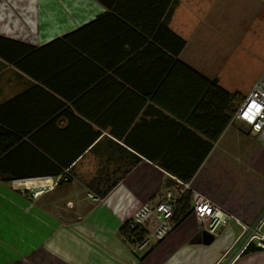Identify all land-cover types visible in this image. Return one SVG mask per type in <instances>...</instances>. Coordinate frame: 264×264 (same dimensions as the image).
Listing matches in <instances>:
<instances>
[{"label": "crops", "instance_id": "crops-1", "mask_svg": "<svg viewBox=\"0 0 264 264\" xmlns=\"http://www.w3.org/2000/svg\"><path fill=\"white\" fill-rule=\"evenodd\" d=\"M178 4L0 0V128L29 143L18 150L21 167H41L43 155L72 159L63 171L70 177L60 196L69 202L65 215L41 200L47 190L36 187L35 197L22 191L53 176L15 179L0 171V264H264L256 238L242 249L251 233L264 234V143L232 115L208 146L196 106L202 100L187 97L184 70L172 77L164 70L154 33L161 23L181 36L177 59L218 84L187 58L217 21L201 20L185 37L173 23ZM20 44L31 48L20 52ZM188 174L191 188L247 228L230 219L205 243L186 195L176 209L183 215L159 241L122 233L138 206L174 193L173 177ZM101 189L98 201L87 197Z\"/></svg>", "mask_w": 264, "mask_h": 264}, {"label": "rangeland", "instance_id": "rangeland-1", "mask_svg": "<svg viewBox=\"0 0 264 264\" xmlns=\"http://www.w3.org/2000/svg\"><path fill=\"white\" fill-rule=\"evenodd\" d=\"M249 2L250 0H179L173 13V23L179 26L185 37L197 28L201 20L208 19L212 23V20L217 21L216 31L211 30L213 36L206 41L201 39L194 52L189 49L187 58L201 70L217 75L218 84L224 89L241 94L247 90L249 93L254 83L264 76V1L259 0L258 4L253 2L251 6ZM215 26H212L214 30ZM202 43L205 44L202 46ZM65 182L61 189L56 188L58 183L54 184L52 179L50 183L40 186H22V191L35 197L33 193L39 187L47 190L41 200L53 211L65 215L63 207L69 202L60 197L70 190L69 183ZM87 197L98 201L88 194ZM123 224L122 227L125 228L126 224ZM126 236L128 237L127 234Z\"/></svg>", "mask_w": 264, "mask_h": 264}, {"label": "trees", "instance_id": "trees-1", "mask_svg": "<svg viewBox=\"0 0 264 264\" xmlns=\"http://www.w3.org/2000/svg\"><path fill=\"white\" fill-rule=\"evenodd\" d=\"M174 0H170V5H172ZM166 37V38H165ZM169 37V38H167ZM5 38L0 36V55L6 56L5 54V46L2 43ZM154 41L155 44H159L164 49L157 47V51L159 53H164L163 55V63L164 70L166 67H170V74L174 75L177 68H179L180 73L184 70L185 79H186V95L187 97L195 98L197 100H202L199 102V110L203 111L206 119V125L208 127L207 131L205 132V136L208 138V146L211 147L213 142L218 138L226 124L230 121L231 116L234 115L237 108L239 107L240 103L243 101L245 96H243L239 92H232L223 89L221 86L217 84L216 79H208L202 74H200L195 68L189 66L188 64H184L179 59H177V55L182 50L185 40L173 32L171 29L167 28L165 25H159V28L156 29L154 33ZM21 49L20 52L28 51L31 46L27 44H20ZM168 50L169 53L167 54L165 51ZM10 55L12 56L13 53L11 52ZM14 56H18L14 53ZM162 58H158V61H161ZM182 69V70H181ZM176 76V75H175ZM170 78V77H169ZM196 108V107H195ZM197 110L194 109L193 113H196ZM1 120L2 117L0 116ZM7 129L4 131L0 128V171L6 174H10V178L15 179H23V178H30V177H44V176H53L56 178L57 176L61 175V177L68 176L67 173H64V168L69 165L72 159L69 158H58L57 163L50 160L47 156L43 155L42 166H32V167H21V162L16 161L18 150L20 148H24L26 151L30 149V145L27 141L22 142L19 144V137L12 134ZM59 164V165H57ZM69 172V171H68ZM191 175H183L179 176L182 180H188ZM8 177H5V179ZM58 185V184H56ZM89 186V185H88ZM112 185H106V190L111 187ZM106 190H97L94 195H103ZM92 193V192H90ZM185 197V196H184ZM181 199L176 204L174 210V222L180 218L183 213L176 212L178 210L177 206L179 203L180 206L183 207L184 202L186 201L185 197ZM184 201V202H183ZM182 202V203H181ZM177 209V210H176ZM124 225V224H123ZM122 233L125 231L127 233V229L125 227L121 228ZM134 233V231H133ZM142 238V233L137 238L140 240ZM252 245L249 243L245 249L251 248ZM258 247V246H257Z\"/></svg>", "mask_w": 264, "mask_h": 264}, {"label": "built area", "instance_id": "built-area-1", "mask_svg": "<svg viewBox=\"0 0 264 264\" xmlns=\"http://www.w3.org/2000/svg\"><path fill=\"white\" fill-rule=\"evenodd\" d=\"M233 118L244 121L249 126L250 131L264 143V76H261L254 83L250 92L240 103ZM60 176L53 178L54 184L57 183ZM173 178L176 181L174 193L168 191L161 200L152 204L142 203L124 223L128 231L126 234L130 239L137 240L140 233H142L144 242L147 240L159 241L164 238L173 225L176 204L186 195L190 197L192 212L198 219L200 227L206 232L217 235L230 219L238 221L243 230L247 228L235 215L225 210L222 205L191 188L188 180ZM87 194L94 200L98 199L96 195L90 192ZM36 195L37 191L33 193V196ZM148 226L151 228L149 229ZM253 238L257 239L256 244L259 247H264V234L251 233L242 249Z\"/></svg>", "mask_w": 264, "mask_h": 264}, {"label": "water", "instance_id": "water-1", "mask_svg": "<svg viewBox=\"0 0 264 264\" xmlns=\"http://www.w3.org/2000/svg\"><path fill=\"white\" fill-rule=\"evenodd\" d=\"M50 179H53V177H50ZM69 180H70L69 176H64V177L59 178L57 180V183L61 184L62 182L69 181ZM202 235H203V241L205 243H208L209 241H211L213 239V235L208 233V232H206L205 230H203Z\"/></svg>", "mask_w": 264, "mask_h": 264}, {"label": "bare ground", "instance_id": "bare-ground-1", "mask_svg": "<svg viewBox=\"0 0 264 264\" xmlns=\"http://www.w3.org/2000/svg\"><path fill=\"white\" fill-rule=\"evenodd\" d=\"M43 191V190H42Z\"/></svg>", "mask_w": 264, "mask_h": 264}]
</instances>
